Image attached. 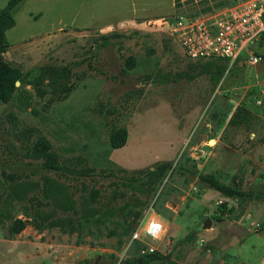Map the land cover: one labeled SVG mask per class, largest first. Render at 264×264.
Listing matches in <instances>:
<instances>
[{
	"label": "rangeland",
	"instance_id": "rangeland-1",
	"mask_svg": "<svg viewBox=\"0 0 264 264\" xmlns=\"http://www.w3.org/2000/svg\"><path fill=\"white\" fill-rule=\"evenodd\" d=\"M176 1L23 0L12 10L2 58L22 79L0 103V264H264V38L251 47L257 62L241 56L215 73L187 59L161 19L214 15L237 0ZM120 128L126 142L113 149ZM38 138L92 173L42 170L28 156ZM160 164L169 168L150 196L137 194L136 221L87 222L53 202L72 193L80 209L92 189L104 202L120 171L141 178ZM200 175L245 196L225 197ZM57 218L72 225L49 226ZM152 218L162 236L132 241ZM16 219L25 228L10 236ZM148 245L156 252L142 254Z\"/></svg>",
	"mask_w": 264,
	"mask_h": 264
},
{
	"label": "trees",
	"instance_id": "trees-1",
	"mask_svg": "<svg viewBox=\"0 0 264 264\" xmlns=\"http://www.w3.org/2000/svg\"><path fill=\"white\" fill-rule=\"evenodd\" d=\"M23 0H8L6 6L0 9V103H8L14 92L16 91V82H20L22 79V73L17 68L11 67L4 62L2 55L7 48L5 42V33L14 27L15 21L12 16V10ZM210 66L214 67L215 73L222 74L228 67L226 60L209 61ZM126 142V130L123 128L114 130L110 135V145L113 149H120ZM29 158L34 161H39L38 167L44 171L53 172L61 178L68 179V176L76 178V176H86L92 173V169L82 168L78 170L72 164L61 162L59 158L52 152L49 142L44 138H38L29 150ZM82 160L78 159V163L82 164ZM168 165L160 164L152 171L141 173L140 177L135 174H128L124 171H120L122 176H116L117 181L111 183L114 186L112 194L104 200H100L99 192L92 189L88 194V200L84 199L80 209L76 208L74 195L72 193H66V197L54 199L55 205L62 208L64 211L72 212L73 215H81V217L89 222L93 219L95 222L102 223L115 216L117 213H122L126 216L133 217V221H136L141 213L140 210H136V207H142L143 201L137 194L146 195L147 197L154 191L156 185L161 181L165 173L167 172ZM109 176L112 177V173L109 172ZM199 180L211 189L216 190L225 197H243L244 193H241L236 188L228 187L221 184L217 179L212 176L200 175ZM127 189L130 190L128 194ZM65 194V190H64ZM104 197H102L103 199ZM124 199V203L121 206L115 207L114 204L117 199ZM99 199V200H98ZM90 203L96 204V208L92 207ZM2 220V214H0V224ZM39 230L44 228V224L35 222ZM64 224L68 226L72 225V219H60L57 218L49 223V226L62 227ZM121 225V224H120ZM123 234L128 233L131 230V225L128 223L123 226ZM25 228V224L22 220L16 219L11 223L8 228L10 236L19 234Z\"/></svg>",
	"mask_w": 264,
	"mask_h": 264
},
{
	"label": "built area",
	"instance_id": "built-area-1",
	"mask_svg": "<svg viewBox=\"0 0 264 264\" xmlns=\"http://www.w3.org/2000/svg\"><path fill=\"white\" fill-rule=\"evenodd\" d=\"M161 20L189 60H226L229 67L239 64L241 56L246 63L258 61L251 47L264 38V0H237L232 7L214 15L190 17L179 13L168 22ZM162 232L160 221L152 218L142 230L131 235V240L157 241ZM155 252L156 249L148 245L142 254Z\"/></svg>",
	"mask_w": 264,
	"mask_h": 264
},
{
	"label": "water",
	"instance_id": "water-1",
	"mask_svg": "<svg viewBox=\"0 0 264 264\" xmlns=\"http://www.w3.org/2000/svg\"><path fill=\"white\" fill-rule=\"evenodd\" d=\"M18 85V82L15 83V86ZM211 227V220L209 218H206L203 222L202 225L200 227L201 230H206L209 229Z\"/></svg>",
	"mask_w": 264,
	"mask_h": 264
},
{
	"label": "crops",
	"instance_id": "crops-1",
	"mask_svg": "<svg viewBox=\"0 0 264 264\" xmlns=\"http://www.w3.org/2000/svg\"><path fill=\"white\" fill-rule=\"evenodd\" d=\"M174 4H175V0H173V7H175ZM138 26H139V25H138ZM111 28H112V27H107L106 32H107V33L110 32ZM121 28H123V27H121ZM119 29H120V28H119ZM115 30H118V29H115ZM105 34H106V33H105ZM242 63H243L242 61H239V65H241Z\"/></svg>",
	"mask_w": 264,
	"mask_h": 264
}]
</instances>
